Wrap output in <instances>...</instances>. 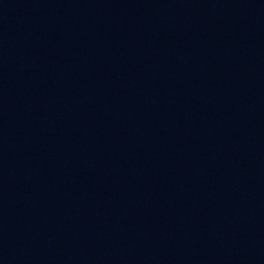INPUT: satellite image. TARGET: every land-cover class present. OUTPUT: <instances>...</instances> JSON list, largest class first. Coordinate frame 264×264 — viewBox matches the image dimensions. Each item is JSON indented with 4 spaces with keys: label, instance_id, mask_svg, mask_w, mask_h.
<instances>
[{
    "label": "water",
    "instance_id": "water-1",
    "mask_svg": "<svg viewBox=\"0 0 264 264\" xmlns=\"http://www.w3.org/2000/svg\"><path fill=\"white\" fill-rule=\"evenodd\" d=\"M0 264H264V0H0Z\"/></svg>",
    "mask_w": 264,
    "mask_h": 264
}]
</instances>
